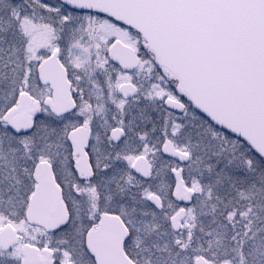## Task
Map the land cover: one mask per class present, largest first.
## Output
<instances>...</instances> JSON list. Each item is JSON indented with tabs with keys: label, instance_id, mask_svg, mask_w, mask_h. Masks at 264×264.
<instances>
[{
	"label": "snow or ice",
	"instance_id": "1",
	"mask_svg": "<svg viewBox=\"0 0 264 264\" xmlns=\"http://www.w3.org/2000/svg\"><path fill=\"white\" fill-rule=\"evenodd\" d=\"M0 264H264V0H0Z\"/></svg>",
	"mask_w": 264,
	"mask_h": 264
}]
</instances>
